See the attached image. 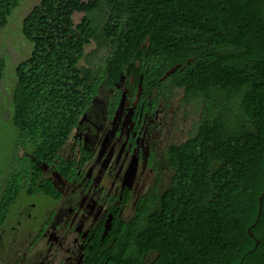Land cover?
Here are the masks:
<instances>
[{"label":"trees","instance_id":"obj_1","mask_svg":"<svg viewBox=\"0 0 264 264\" xmlns=\"http://www.w3.org/2000/svg\"><path fill=\"white\" fill-rule=\"evenodd\" d=\"M20 2L0 0V34ZM95 11L100 32L86 16ZM75 14H83L76 24ZM21 34L31 50L14 68L11 122L20 142L50 159L98 72H118L141 47L169 65L190 60L187 88L229 99L219 134L190 150L170 187L144 201L110 264H264V0H40ZM98 37L109 46L106 65L80 67ZM5 66L0 59V80Z\"/></svg>","mask_w":264,"mask_h":264},{"label":"flooded vegetation","instance_id":"obj_2","mask_svg":"<svg viewBox=\"0 0 264 264\" xmlns=\"http://www.w3.org/2000/svg\"><path fill=\"white\" fill-rule=\"evenodd\" d=\"M124 59L98 72L54 158L19 141L0 188V264H110L144 201L231 116L225 94L187 88L190 60L169 65L150 46Z\"/></svg>","mask_w":264,"mask_h":264},{"label":"rangeland","instance_id":"obj_3","mask_svg":"<svg viewBox=\"0 0 264 264\" xmlns=\"http://www.w3.org/2000/svg\"><path fill=\"white\" fill-rule=\"evenodd\" d=\"M40 0H21L19 7L13 12L8 24L0 34V59L5 60L4 76L0 80V188L7 183L10 185L11 172L20 166L17 158L18 133L11 122L12 91L15 86V66L24 61L31 50V45L26 42L21 34V22L25 15ZM103 13V12H102ZM93 25H98L100 32L103 25V15L92 12L86 15ZM83 14H75L73 22L80 21ZM98 21V22H97ZM109 46L98 37L85 48V57L80 61L82 68L98 69L103 66ZM18 160V161H17Z\"/></svg>","mask_w":264,"mask_h":264},{"label":"water","instance_id":"obj_4","mask_svg":"<svg viewBox=\"0 0 264 264\" xmlns=\"http://www.w3.org/2000/svg\"><path fill=\"white\" fill-rule=\"evenodd\" d=\"M148 45V44H147ZM175 69L174 68H172L170 71H168L166 74L168 75V74H170V73H173V71H174ZM263 197H264V191L262 192V194L259 196V198H258V205H259V208H258V216L260 215V212H261V203H262V199H263ZM258 216H257V218H258ZM247 233H248V235H249V237H253L252 236V234H251V232H250V228L247 230Z\"/></svg>","mask_w":264,"mask_h":264}]
</instances>
